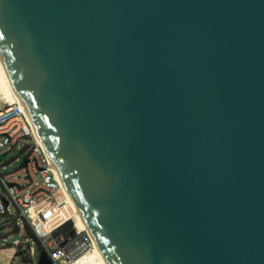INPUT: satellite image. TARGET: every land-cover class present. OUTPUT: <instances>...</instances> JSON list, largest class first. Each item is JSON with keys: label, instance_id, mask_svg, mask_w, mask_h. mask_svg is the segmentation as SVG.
<instances>
[{"label": "water", "instance_id": "water-1", "mask_svg": "<svg viewBox=\"0 0 264 264\" xmlns=\"http://www.w3.org/2000/svg\"><path fill=\"white\" fill-rule=\"evenodd\" d=\"M0 56L109 264H264V0H0Z\"/></svg>", "mask_w": 264, "mask_h": 264}, {"label": "built area", "instance_id": "built-area-1", "mask_svg": "<svg viewBox=\"0 0 264 264\" xmlns=\"http://www.w3.org/2000/svg\"><path fill=\"white\" fill-rule=\"evenodd\" d=\"M16 150L24 155L21 166L10 172L0 170V229L10 236L29 227L39 242L38 257L31 246L15 253L27 264H39L41 251L48 254L51 264H71L90 250L92 241L82 229L70 232L67 238L62 235L63 225L74 220L72 206L36 137L33 122L18 102L0 110V155ZM7 162L0 160L3 169L12 165ZM15 245L20 247L21 243L16 241Z\"/></svg>", "mask_w": 264, "mask_h": 264}, {"label": "rangeland", "instance_id": "rangeland-1", "mask_svg": "<svg viewBox=\"0 0 264 264\" xmlns=\"http://www.w3.org/2000/svg\"><path fill=\"white\" fill-rule=\"evenodd\" d=\"M13 100L11 93L9 91V88L7 87V84L2 77L0 73V110L9 105V103ZM18 158V160H16ZM24 155L21 151L16 150L11 153H8L6 155H0V160H4L8 162L6 164L12 163L11 166H8L6 169H3V166L0 165V170L2 172H10L15 169H18L23 161ZM1 220V218H0ZM73 223V227L70 231L67 230H60L62 232V235L67 238L70 235V232L77 233L79 229L81 230L75 220H71ZM84 230V229H82ZM84 234H88L85 230L82 232ZM89 235V234H88ZM31 237L30 240H27L28 237ZM90 237V236H89ZM19 241L21 243L20 247L15 245V242ZM4 245L0 249V263H12V264H24L26 263L23 258L19 256H15V253L18 249L21 247H28L31 246L35 250V257H38L39 254V242L34 238L32 235L31 230L26 225L25 231L21 233H12V235L9 236V233L5 232L3 229H0V247ZM95 249L92 247L87 253L93 252ZM97 260V255L94 253L91 255L88 259V262L86 264H100V262ZM27 264V263H26Z\"/></svg>", "mask_w": 264, "mask_h": 264}, {"label": "bare ground", "instance_id": "bare-ground-1", "mask_svg": "<svg viewBox=\"0 0 264 264\" xmlns=\"http://www.w3.org/2000/svg\"><path fill=\"white\" fill-rule=\"evenodd\" d=\"M0 73H1L2 77L4 78V80H5L6 84H7V87L9 88V91L11 93V96L13 98V100L9 103V105L12 104V103L18 102L21 105V108L29 115L28 109H27L25 103L22 101V99L18 95V93H17V91H16V89H15L13 83H12L11 77H10V75H9V73H8L6 67H5V64H4V62H3L2 58H1V56H0ZM29 117H30L31 121L33 122V120H32L30 115H29ZM33 125H34V122H33ZM34 127H35V125H34ZM35 133H36L37 139L40 141L43 149L47 153V155H48V157L50 159V162H51L54 170L56 171L57 177L60 180V182L62 184V187H63L65 193L67 194L68 198H69V201H70L71 206H72L71 214H73L71 216H73V219L76 221L77 225L80 228H82L86 232H88V234H89V236L91 238V241H92V247H94V249H95L91 253H87L86 252L83 256H81L80 258H78L77 260L72 262L71 264H86L88 262L89 257L91 255H93L94 253L97 255V260L100 262V264H109L108 261L106 260L105 256H104L100 246L98 245L96 239L94 238V236H93V234H92V232L90 230V227L88 226L86 220L83 218L78 206L76 205V203H75L70 191L66 187L59 168L57 167V165L55 164V162L53 161V159L51 157V154L47 151L45 145L43 144L36 127H35Z\"/></svg>", "mask_w": 264, "mask_h": 264}, {"label": "trees", "instance_id": "trees-1", "mask_svg": "<svg viewBox=\"0 0 264 264\" xmlns=\"http://www.w3.org/2000/svg\"><path fill=\"white\" fill-rule=\"evenodd\" d=\"M72 227H73V223H72V221L70 220V221H68L65 225H63L62 229H63V230L70 231Z\"/></svg>", "mask_w": 264, "mask_h": 264}, {"label": "crops", "instance_id": "crops-1", "mask_svg": "<svg viewBox=\"0 0 264 264\" xmlns=\"http://www.w3.org/2000/svg\"><path fill=\"white\" fill-rule=\"evenodd\" d=\"M1 249V248H0ZM1 264V263H0ZM2 264H4V263H2ZM7 264V263H6Z\"/></svg>", "mask_w": 264, "mask_h": 264}]
</instances>
